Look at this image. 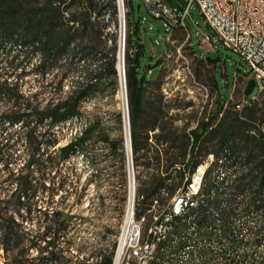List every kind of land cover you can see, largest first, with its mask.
I'll return each instance as SVG.
<instances>
[{
	"label": "rangeland",
	"instance_id": "rangeland-1",
	"mask_svg": "<svg viewBox=\"0 0 264 264\" xmlns=\"http://www.w3.org/2000/svg\"><path fill=\"white\" fill-rule=\"evenodd\" d=\"M46 1L0 0V19L8 4L31 7L44 4ZM84 1L56 0L55 4L68 9L74 16L80 17L81 12H85L86 2ZM160 1L178 9L187 5L185 0ZM96 2L99 3L98 0H94V3L88 5L92 7L96 5ZM116 3L119 27L116 30L110 22L105 29L109 35L102 36L104 50L99 48L90 56V66L95 68L99 65L101 52L107 59L110 57L115 44L109 36L114 32L118 35L115 53L116 57L117 54L119 56L121 31L122 38L123 34L125 37L121 47L123 45L126 75L127 33L131 24L138 25V32L134 34L135 45L129 48L132 50L138 44H143L144 53L140 69L149 80L144 90L143 111L138 117L139 152L136 154L133 151L132 138L129 135L131 109L128 88H126V108L129 111V124L122 97V77L120 73L118 77H114L110 76L107 71H103V78L96 93L83 103V115L64 121L55 127L57 135L55 147L67 144L85 128L89 117L98 116L102 119L112 141L117 142L116 150L112 149L108 142L101 140L92 153L71 154L60 165L59 171L50 170L42 176L33 170L31 173L37 177L38 185L42 188L33 198L36 208L29 213L24 209L19 212L9 210L12 207L11 202H6L12 192L16 191V183H11L10 180L25 173L24 164L29 158L26 143L21 142L16 146L13 154L15 160L12 163L6 165L0 161V217L15 215L21 220L23 229L31 236H35L43 233L46 224L49 223L45 220V213L48 210L52 212V210L62 209L63 213L71 216L68 239H71L72 245L66 249V244L61 238L56 247H49L43 252H41V248L45 245L43 241L37 244L36 242H24L8 250L0 237V264H62L49 259L59 255L60 252L67 257H72L73 262L86 259L87 264H95L97 259L92 255L93 252L110 243L115 242L117 246L128 210L130 168L134 174L136 187L135 213L138 214L137 217L146 216L143 221V238L147 239L148 229L155 221V216L167 211L172 202L171 197L184 186L186 177L190 176L199 164L206 163L208 167L218 155L221 158L218 160L220 164L228 161V165L231 163L240 165L244 160L247 161L250 150L259 151L252 138L248 151L243 149L245 141H242L240 150L243 149V151L236 155V159L233 157L230 161L226 160L229 150L226 146L224 148L221 142L225 134L235 131V127L236 132L240 131L239 128L243 130L251 128L256 135L264 132V88H260V83L252 74L250 65L238 53L222 43L197 7L192 6L184 25L168 26L164 17L155 15L152 7L146 5L144 0H123V2L121 0V14L118 0ZM91 11L94 35H97L101 22L97 16H94L93 9ZM109 14L110 10L105 12L106 21H112V16ZM65 16L67 19L69 14ZM123 20L125 27H123ZM120 21L122 28H120ZM67 23H69L67 26L72 25L73 21ZM76 25L77 23L75 27ZM16 47L8 44L7 47L0 48V73L6 72L12 64H23L25 68L19 67L17 72L27 74L22 78L11 75L7 80L11 83H18L26 96L44 105L51 97V84L59 82L63 68H50L43 75L34 70L39 62V56L32 53L30 48ZM79 75H81L80 71L69 72L63 80L62 90L67 91ZM253 77L257 80V84L251 95H245L246 87ZM262 84L264 86V82ZM248 101H250L249 106H246ZM238 104L240 106H237ZM11 109V104L0 100V111L8 112ZM207 121L211 122V127L204 131L196 149L191 153L193 137L190 132ZM168 128H176L179 135L188 133L190 136L191 142L186 158L184 160L180 158L171 168L174 176L180 177L184 174V181L170 196L166 190H163L162 196L166 197L164 202L153 200L151 204H147L144 202V196L138 194V189L146 187L145 180L148 174L157 169L155 157L158 153L162 158L161 168L169 164L165 150L175 148H171V143L164 140ZM23 130L18 124L9 131L22 132ZM40 131L43 132L44 128L40 127ZM126 134L131 141L130 150L128 144L130 142ZM49 137L46 136L43 140ZM175 145L177 146L178 143ZM104 154L107 156L105 160L103 159ZM138 156L141 157L137 161ZM42 157H46V154ZM258 162L259 158L247 165L250 168L257 167ZM94 174H97V177H94ZM63 175L69 178L68 183L63 188L56 189ZM171 180L173 178L168 182ZM44 183L45 187L42 186ZM15 198L16 193L11 200ZM102 199L104 204L100 203ZM5 208L9 210L6 213L3 210ZM20 215L25 218L22 219ZM151 219H153L152 222ZM59 247L63 251H59ZM21 253L24 255L18 256ZM43 256L48 258L39 260Z\"/></svg>",
	"mask_w": 264,
	"mask_h": 264
},
{
	"label": "trees",
	"instance_id": "trees-1",
	"mask_svg": "<svg viewBox=\"0 0 264 264\" xmlns=\"http://www.w3.org/2000/svg\"><path fill=\"white\" fill-rule=\"evenodd\" d=\"M98 1L99 3L96 2V5L90 7L88 4L94 3V0H85V12H81L80 17L74 16L66 8L57 6L56 0H47L44 4L31 7L8 4L1 15L0 48H5L8 44L17 46L16 48H30L32 53L39 56L34 70L43 75L50 68H63L59 82L51 84V97L44 105L26 96L18 83L7 80L11 75L19 78L26 75V72H17L19 67L25 68L23 64H12L6 72L0 73V100L12 106L8 112L0 111V161L6 165L12 163L15 160L13 154L16 146L21 142L26 143L29 155L24 164L25 173L10 180L11 183H16V191H13L6 201L11 202L12 207L9 210L19 212L24 209L29 213L36 208L33 198L42 187H39L37 177L31 173L33 170L42 176L50 170L59 171L60 165L71 154L92 153L101 140L108 142L112 149L116 150L118 147L98 116L89 117L85 128L67 144L55 147V127L83 115V103L96 93L103 78V71H107L110 76L119 75L118 54L116 57L115 53L118 36L116 32L109 36L115 44L110 57L107 59L101 52L99 65L95 68L90 66V56L99 48L104 50L102 36L109 35L105 29L110 22L116 30L119 27L116 0ZM92 9L94 16L101 22L98 36L94 35ZM108 10L112 21L105 20V12ZM65 14H69L67 19ZM70 21H73V24L67 26ZM137 32L138 25L131 24L126 39V81L131 109L132 147L136 154L140 149L138 117L143 111L144 90L149 81L140 69L144 53L143 44H138L132 50L129 48L135 45L134 34ZM72 71H80L81 75L67 91H63V80ZM249 102L246 106H249ZM18 124L24 129L22 132L9 131ZM40 127L44 128L43 132ZM210 127L211 122L207 121L199 128L191 130V153L196 149L204 131ZM236 129L235 127V131L225 134L221 140L223 147L226 146L229 150L226 160L230 161L233 157L236 159V155L243 149L248 151L252 138L259 151L250 150L247 161L244 160L240 165H228V161L220 164L218 160L221 158L217 155L205 172L197 206L192 207V213L175 216L168 223L169 228L165 227L158 237V248L151 256L149 264H264V132L256 135L251 128H239V132H236ZM46 136H50L49 139L43 140ZM164 140L169 141L171 148L176 151L165 150L169 164L163 169L161 155L158 153L155 157L157 171L148 174L145 188L138 189V194L144 196V202L147 204H151L154 199L164 202L166 197L162 196L163 190L170 196L184 181V174L180 177L174 176L171 168L180 158H186L190 136L188 133L179 135L176 128H168ZM242 141H245V148L240 150ZM44 154L46 157H42ZM103 157L104 160L107 158L105 154ZM140 157H137V161ZM258 158L257 167H248L249 162ZM10 174L13 175L11 171ZM93 176L97 177V174ZM172 178L173 180L168 182ZM68 180L67 176H61L56 189L63 188ZM42 186L45 187V183ZM15 193L16 198L11 200ZM100 203L104 204L103 199ZM3 210L4 213L9 211L8 208ZM63 212L62 209L52 212L48 210L45 220L49 223L43 233L35 236L23 229L21 220L15 215L0 217L1 241L8 250L24 242L37 244L43 241V252L49 247H56L63 238L68 249L72 245L71 239H68L71 216ZM115 249V242L97 249L92 254L97 259L95 264H113ZM59 251L63 249L59 247ZM42 258L48 257L43 256L39 260ZM49 259L62 264H87L86 259L73 262L72 257H67L62 252Z\"/></svg>",
	"mask_w": 264,
	"mask_h": 264
},
{
	"label": "built area",
	"instance_id": "built-area-1",
	"mask_svg": "<svg viewBox=\"0 0 264 264\" xmlns=\"http://www.w3.org/2000/svg\"><path fill=\"white\" fill-rule=\"evenodd\" d=\"M185 1L187 5L181 9L158 4L156 0H144V3L152 7L155 15L164 17L168 26L184 25L186 16L195 5L222 43L238 53L250 65L252 74L260 83V88H264L262 84L264 82V0ZM199 171L200 167H196L195 174L186 177L184 186L171 197L172 202L167 211L155 216V221L148 229L147 239L143 238L144 225L135 224L134 206L133 219L127 228H125V218L123 237H120V243L116 246L113 264H146L151 259L154 241L160 237L173 217V209L181 201H189L196 196ZM154 200L158 201V199Z\"/></svg>",
	"mask_w": 264,
	"mask_h": 264
},
{
	"label": "bare ground",
	"instance_id": "bare-ground-1",
	"mask_svg": "<svg viewBox=\"0 0 264 264\" xmlns=\"http://www.w3.org/2000/svg\"><path fill=\"white\" fill-rule=\"evenodd\" d=\"M158 4H165L164 2L158 0ZM120 6H121V0H120ZM121 9V8H120ZM121 28H122V23H121ZM122 40V41H121ZM123 42V38H122V32L120 31V37H119V56H118V70L119 73L122 77V97H123V103H124V107H125V113H126V119H127V112H126V90H125V81H124V74H125V60H124V50H123V45L121 47V43ZM128 104V102H127ZM127 133H128V129H127ZM126 137L128 138V142H130L129 140V136L128 134H126ZM129 145L131 143H128ZM128 147V146H127ZM131 148V145L129 147V150ZM130 160V159H129ZM197 167H200V171H199V180H197V185H196V196H194L193 199H190L189 201H181L176 208L173 209V217L170 219V221L175 217V216H179L185 213H192L191 209L192 207L197 206L198 204V196L200 194L201 191V187H202V183H203V179H204V175L205 172L207 170V164L201 163L199 164ZM196 170L192 173L195 174ZM190 174V173H189ZM130 193H129V203H128V210H127V217H126V224H125V228L130 226V222L133 219V213H134V206H135V192H136V187H135V183H134V174L130 168ZM134 203V205H133ZM145 220V217L141 216V217H137L136 213H135V224L138 225H143V221ZM169 221V222H170ZM168 222V223H169ZM124 227V224H123ZM123 227H122V231L120 233V236L118 238V243H120V237H123ZM166 228H169V226H165ZM172 227V226H170ZM164 230V229H163ZM160 240V238L156 239L154 241V245L152 246V255L155 253V251L158 248V241ZM146 264H149V260L148 262H146Z\"/></svg>",
	"mask_w": 264,
	"mask_h": 264
},
{
	"label": "water",
	"instance_id": "water-1",
	"mask_svg": "<svg viewBox=\"0 0 264 264\" xmlns=\"http://www.w3.org/2000/svg\"><path fill=\"white\" fill-rule=\"evenodd\" d=\"M123 2V0H122ZM118 6H119V11H120V14H121V10H120V0H118ZM123 27H125V23H124V20H123ZM120 28H121V21H120ZM124 34H123V42L125 41L124 40ZM124 81H125V90L127 88V85H126V75L124 74ZM257 84V80L253 77L250 82L248 83L247 87H246V90H245V95H251V93L253 92L255 86ZM128 107V106H127ZM124 118H125V114H124ZM127 119H128V124L130 123L129 122V111H128V108H127ZM129 135H131V132L129 131ZM131 143V141H130ZM132 148V147H131ZM129 161V160H128ZM132 165H133V159H132Z\"/></svg>",
	"mask_w": 264,
	"mask_h": 264
}]
</instances>
